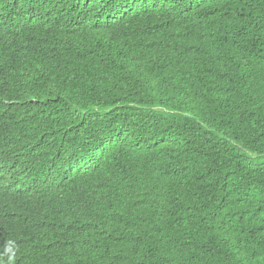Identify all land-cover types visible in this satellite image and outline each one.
Here are the masks:
<instances>
[{"label": "trees", "instance_id": "16d2710c", "mask_svg": "<svg viewBox=\"0 0 264 264\" xmlns=\"http://www.w3.org/2000/svg\"><path fill=\"white\" fill-rule=\"evenodd\" d=\"M8 15L0 264H264V0H0ZM91 150L98 175L29 182ZM43 239L63 250L22 261Z\"/></svg>", "mask_w": 264, "mask_h": 264}, {"label": "clouds", "instance_id": "9594fccd", "mask_svg": "<svg viewBox=\"0 0 264 264\" xmlns=\"http://www.w3.org/2000/svg\"><path fill=\"white\" fill-rule=\"evenodd\" d=\"M60 16H62V15H59V17ZM47 18L48 19H47L46 24L48 26H50L52 23H55L54 30L58 31L60 29V24L62 23V21L58 20V19L53 21V20H51V18H49V17H47ZM13 19H16V18H13L11 15H8L7 18L1 20L0 21V31H4V30H7L9 28H14V27L18 26V23L13 21ZM107 157L108 156L101 151L91 150V151L84 153L82 156H76V157L71 158L72 163H74L75 161H77L78 163H76L70 167L68 166V161L70 160V158L69 159L63 158L62 162L57 163V164H52L53 162H52L51 158L46 159L44 163L48 162L50 165L48 167H44V165H39V166L36 165L37 168L34 171L36 177H35V175L33 177H30L29 182L38 183L36 181V179H42L43 175H45L46 173H48L50 175H54L55 177L62 176L61 181L62 180H73V179L77 178L79 176V174L82 173L83 171H90L93 174L98 175V168H101L103 161L105 160V158L107 159ZM7 171L12 173V167L7 166L4 169H0V173L2 172L4 174H7ZM13 172L19 173L17 170H14ZM27 175H28V173L22 174V176L25 178L27 177ZM117 177L120 178V175H118ZM4 182H6L4 179H0V185L1 186L4 185ZM21 184H23V183H21ZM14 187H15V185H14ZM19 187H21V185L17 184L16 187L14 188V190H18ZM65 190H69V188H66ZM105 190L111 191V190H115V189L110 182H108V185L101 183L100 184V191H105ZM110 227H108V228H110ZM61 234H62V232H59L57 234V241L62 240ZM46 241H47V239H43L41 242V245L39 247H36V249L34 251L27 254L21 260L22 261H28V260L39 261L40 254L43 251L44 247H45L44 250H49L51 252H59V251L63 250V248H61L58 245L46 246L45 245Z\"/></svg>", "mask_w": 264, "mask_h": 264}]
</instances>
